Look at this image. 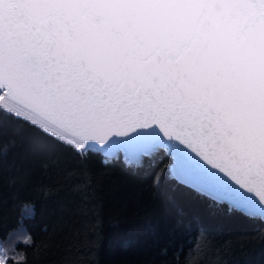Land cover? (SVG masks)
I'll return each mask as SVG.
<instances>
[{
    "label": "snow or ice",
    "instance_id": "snow-or-ice-1",
    "mask_svg": "<svg viewBox=\"0 0 264 264\" xmlns=\"http://www.w3.org/2000/svg\"><path fill=\"white\" fill-rule=\"evenodd\" d=\"M8 129L74 160L81 189L93 157L123 156L264 223V0H0V147ZM22 231L0 264H31Z\"/></svg>",
    "mask_w": 264,
    "mask_h": 264
},
{
    "label": "trees",
    "instance_id": "trees-1",
    "mask_svg": "<svg viewBox=\"0 0 264 264\" xmlns=\"http://www.w3.org/2000/svg\"><path fill=\"white\" fill-rule=\"evenodd\" d=\"M2 144L0 239L22 226L37 247L16 250L31 264H264V223L208 214L197 196L155 184L123 156L107 165L93 157L81 189L77 163L35 133L8 129Z\"/></svg>",
    "mask_w": 264,
    "mask_h": 264
},
{
    "label": "rangeland",
    "instance_id": "rangeland-1",
    "mask_svg": "<svg viewBox=\"0 0 264 264\" xmlns=\"http://www.w3.org/2000/svg\"><path fill=\"white\" fill-rule=\"evenodd\" d=\"M31 211H32L31 207L28 208L27 210H25V212H24V216H29V215L31 214ZM22 230H24V228L21 226L19 230H17V231H15V232L12 233L13 236H14V237H17V238H21V237H23V235H24L25 233H24V231H22ZM16 251H17V250H16Z\"/></svg>",
    "mask_w": 264,
    "mask_h": 264
}]
</instances>
